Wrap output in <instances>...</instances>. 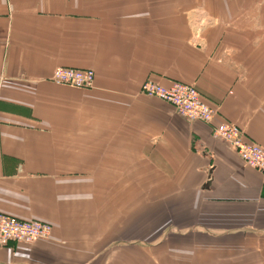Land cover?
Returning a JSON list of instances; mask_svg holds the SVG:
<instances>
[{
	"label": "crops",
	"instance_id": "1",
	"mask_svg": "<svg viewBox=\"0 0 264 264\" xmlns=\"http://www.w3.org/2000/svg\"><path fill=\"white\" fill-rule=\"evenodd\" d=\"M68 1L0 0V213L52 226L0 264H264V175L212 132L264 148V0H200L215 22L171 50L154 22H92L94 52L68 42L74 22H44ZM58 67L93 87L48 82ZM146 80L194 86L211 124Z\"/></svg>",
	"mask_w": 264,
	"mask_h": 264
},
{
	"label": "built area",
	"instance_id": "2",
	"mask_svg": "<svg viewBox=\"0 0 264 264\" xmlns=\"http://www.w3.org/2000/svg\"><path fill=\"white\" fill-rule=\"evenodd\" d=\"M59 85L90 89L94 85L92 70L58 67L51 79ZM140 92L149 98L171 105L184 119L211 124L215 110L202 99L197 89L173 81L160 85L152 80L143 82ZM213 135L225 142L248 167L264 175V148L248 139L236 125L222 122L213 126ZM52 226L37 220H22L0 213V248L9 244H31L49 238Z\"/></svg>",
	"mask_w": 264,
	"mask_h": 264
},
{
	"label": "rangeland",
	"instance_id": "3",
	"mask_svg": "<svg viewBox=\"0 0 264 264\" xmlns=\"http://www.w3.org/2000/svg\"><path fill=\"white\" fill-rule=\"evenodd\" d=\"M199 2L200 0H74L73 3L68 1L59 12L51 14L52 19L44 22H74L67 40L76 49L81 51L84 49L88 52H94L98 43L93 34L97 26L92 22H154L156 48L162 47L161 42L165 38V47L171 50L180 46L179 40L182 42L183 37L187 38L193 34L202 36L204 29H200V22H208V27L210 22H215L206 10V8L210 9L209 5L206 4V8L200 5L196 7ZM82 22H91L89 30L84 27L86 23L82 24ZM63 29L61 28L60 31ZM80 31L90 32L91 38L85 37ZM167 38L169 42H166ZM60 46L68 49L63 46V42H60ZM50 79L47 81L52 84L70 88L56 84ZM75 89L80 92L88 90Z\"/></svg>",
	"mask_w": 264,
	"mask_h": 264
}]
</instances>
